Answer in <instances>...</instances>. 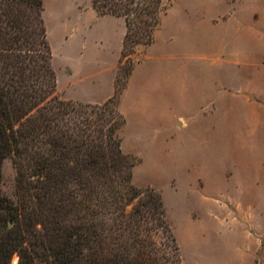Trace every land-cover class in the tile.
Here are the masks:
<instances>
[{
  "label": "rangeland",
  "instance_id": "rangeland-1",
  "mask_svg": "<svg viewBox=\"0 0 264 264\" xmlns=\"http://www.w3.org/2000/svg\"><path fill=\"white\" fill-rule=\"evenodd\" d=\"M44 3L52 65L61 74L56 94L71 100L61 92L69 87L67 74L84 68L87 50L93 53L89 60L97 61L105 48L89 33L92 0ZM203 16L214 23H201ZM144 54L165 58L167 87L180 89L181 97L171 104L173 119L168 104L163 109L171 125L164 133L137 130L136 115L128 120L119 105L129 121L120 137L123 151L134 158V184L161 194L180 264H264V0H171ZM223 96L230 102L224 107ZM214 166L221 167L220 175L211 173ZM251 174L254 180L247 179ZM17 192L11 155L2 163L0 194L17 202ZM236 232L241 235L234 241ZM19 262L15 254L10 264Z\"/></svg>",
  "mask_w": 264,
  "mask_h": 264
},
{
  "label": "trees",
  "instance_id": "trees-1",
  "mask_svg": "<svg viewBox=\"0 0 264 264\" xmlns=\"http://www.w3.org/2000/svg\"><path fill=\"white\" fill-rule=\"evenodd\" d=\"M92 5L126 23L115 93L97 104L56 94L44 0H0V181L13 155L18 186L17 202L0 194V264L182 262L166 204L134 184L120 137L121 95L171 0Z\"/></svg>",
  "mask_w": 264,
  "mask_h": 264
},
{
  "label": "crops",
  "instance_id": "crops-1",
  "mask_svg": "<svg viewBox=\"0 0 264 264\" xmlns=\"http://www.w3.org/2000/svg\"><path fill=\"white\" fill-rule=\"evenodd\" d=\"M44 1L46 2V0ZM86 13H88V16L91 18L89 33L97 35L99 37V42L105 47L100 49L103 57L101 60L90 61L89 58L93 57V53L87 50L82 58L85 62H83L85 64L84 68L82 70L76 69L75 74H67L70 84L67 89H63L61 92L66 99L97 104L107 101L115 93V80L124 45L126 23L122 17L99 15L93 6ZM214 21L212 16H203L201 23H214ZM164 62L165 58L150 60L148 57H144L135 65L129 77L128 84L121 95V109L125 112L128 120L133 117V113L136 115L135 121L137 130L139 131L147 132L150 129L159 128L157 130H161L164 133L171 127L170 124H167L168 120L166 119L167 117L163 115V109L165 105L168 104L169 108H167V111L172 114L171 117L173 119L175 111L171 104L174 103L176 95L179 96V98L181 97V93L180 89L171 90L167 87V84H170V82H168L169 79H167L165 75ZM242 71L243 70H241V72ZM57 76L58 84L60 85L61 74L58 71ZM237 79L240 84L244 82V78L240 75ZM249 80L252 81L248 78V83ZM256 82L257 80L253 83L256 84ZM244 83L243 85L245 86L247 82ZM165 86L168 89L165 88ZM229 87L230 86L227 88L230 89ZM227 93L229 94V92ZM258 98L260 99L261 96H258ZM261 100L264 102V96ZM219 102H221L223 107L228 103L230 104L227 96H223L222 100ZM218 117L226 119L228 115L225 113H218L217 118ZM172 119L170 120L173 122ZM171 121L170 123H172ZM128 123L129 121L127 124ZM173 123L180 125L179 120H174ZM220 168L216 166L212 167L211 173L214 172V174L220 175L222 171ZM253 176L254 175L251 174L247 176V179L252 180ZM254 179L255 178H253V180ZM248 182H250V180H248ZM239 235L241 234L236 232L233 240L237 241ZM260 251L261 249L255 252L257 257Z\"/></svg>",
  "mask_w": 264,
  "mask_h": 264
}]
</instances>
